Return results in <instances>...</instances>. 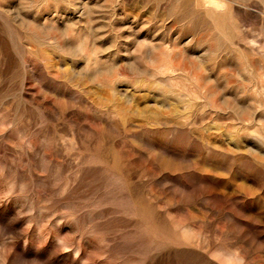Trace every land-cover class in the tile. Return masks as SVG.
Segmentation results:
<instances>
[{
  "label": "rangeland",
  "instance_id": "rangeland-1",
  "mask_svg": "<svg viewBox=\"0 0 264 264\" xmlns=\"http://www.w3.org/2000/svg\"><path fill=\"white\" fill-rule=\"evenodd\" d=\"M210 5L0 0V264H264V0Z\"/></svg>",
  "mask_w": 264,
  "mask_h": 264
},
{
  "label": "bare ground",
  "instance_id": "bare-ground-1",
  "mask_svg": "<svg viewBox=\"0 0 264 264\" xmlns=\"http://www.w3.org/2000/svg\"><path fill=\"white\" fill-rule=\"evenodd\" d=\"M221 2H222V0H221ZM221 2H219V0H218V1H217V0H209V5L212 4V7H214V6H215V7H217V6L219 7ZM206 3H207V2H206ZM207 4H208V3H207ZM207 4H206V6H207ZM224 6H225V5H224ZM210 7H211V5H210ZM215 7H214V8H215ZM214 8H213V9H214ZM220 8H221V7H220ZM220 8H219V9H220ZM222 8H223V5H222ZM217 10H218V9H217Z\"/></svg>",
  "mask_w": 264,
  "mask_h": 264
}]
</instances>
